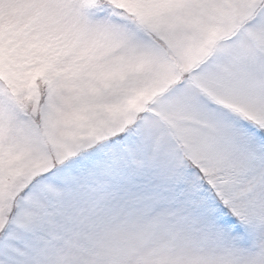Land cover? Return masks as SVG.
I'll return each instance as SVG.
<instances>
[{
    "label": "snow or ice",
    "instance_id": "snow-or-ice-1",
    "mask_svg": "<svg viewBox=\"0 0 264 264\" xmlns=\"http://www.w3.org/2000/svg\"><path fill=\"white\" fill-rule=\"evenodd\" d=\"M0 264H264V0H0Z\"/></svg>",
    "mask_w": 264,
    "mask_h": 264
}]
</instances>
